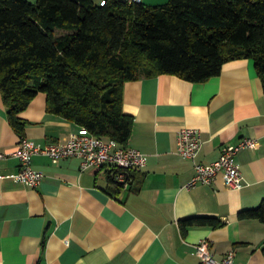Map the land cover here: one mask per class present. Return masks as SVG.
I'll return each instance as SVG.
<instances>
[{"label":"crops","instance_id":"1","mask_svg":"<svg viewBox=\"0 0 264 264\" xmlns=\"http://www.w3.org/2000/svg\"><path fill=\"white\" fill-rule=\"evenodd\" d=\"M123 110L133 116L127 146L148 158L118 190L108 167L81 171L77 157L34 155L33 168L44 174L36 187L11 176L19 159L0 158V264H202L194 247L201 239L217 259L232 251L234 264H264V222L238 216L264 199V75L253 59L229 60L204 82L168 73L126 81ZM19 115L27 121L24 137L42 146L81 128L48 112L42 92ZM182 127L200 131L201 163L216 160L223 145L257 140L235 156L241 188L227 187L220 175L187 186L195 170L176 152ZM19 141L0 90V150L11 152ZM196 215L222 225L181 229L180 220Z\"/></svg>","mask_w":264,"mask_h":264},{"label":"trees","instance_id":"2","mask_svg":"<svg viewBox=\"0 0 264 264\" xmlns=\"http://www.w3.org/2000/svg\"><path fill=\"white\" fill-rule=\"evenodd\" d=\"M238 58L264 75V0H0V90L20 139L27 121L19 114L42 92L48 112L125 147L133 127L126 81L168 73L204 82ZM110 183L123 184L111 174ZM238 216L264 222V199ZM192 225L222 222L180 220L181 229Z\"/></svg>","mask_w":264,"mask_h":264},{"label":"built area","instance_id":"3","mask_svg":"<svg viewBox=\"0 0 264 264\" xmlns=\"http://www.w3.org/2000/svg\"><path fill=\"white\" fill-rule=\"evenodd\" d=\"M118 1L128 4L143 3L142 0ZM100 3L104 4L106 0H100ZM201 143V133L196 128L182 127L177 133L176 152L192 160L195 170L187 186L211 184L220 175L227 187L241 188L242 173L235 161V156L242 148L256 147L257 140L243 138L236 144L223 145L219 157L210 163H201L196 160ZM38 154L49 156L54 162L65 157H77L80 159L81 171L89 167H108L113 178L123 184L129 181L128 173L131 170L143 168L148 158L147 154L134 147L118 146L113 140L97 138L89 134L84 127H81L78 132H71L58 143L42 146L27 137H22L17 147L11 152L0 150V158L13 156L19 159L20 168L11 176L14 180L30 187L38 186L44 178V174L32 166V158ZM194 247L202 264H234L232 251L221 259H217L211 250L210 242L206 239L199 240Z\"/></svg>","mask_w":264,"mask_h":264}]
</instances>
